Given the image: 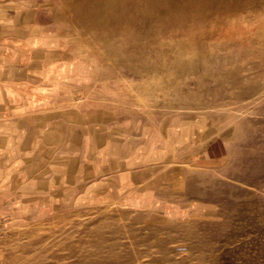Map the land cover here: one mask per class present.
Here are the masks:
<instances>
[{"label":"rangeland","instance_id":"rangeland-1","mask_svg":"<svg viewBox=\"0 0 264 264\" xmlns=\"http://www.w3.org/2000/svg\"><path fill=\"white\" fill-rule=\"evenodd\" d=\"M0 264H264V0H0Z\"/></svg>","mask_w":264,"mask_h":264},{"label":"bare ground","instance_id":"bare-ground-1","mask_svg":"<svg viewBox=\"0 0 264 264\" xmlns=\"http://www.w3.org/2000/svg\"><path fill=\"white\" fill-rule=\"evenodd\" d=\"M262 20H263V18H262ZM260 22V21H259ZM90 62H92L91 60H90ZM91 65V64H90ZM92 66V65H91ZM93 67V66H92ZM95 68V67H94ZM109 78V77H108ZM123 78V77H122ZM125 78V77H124ZM132 78H134V77H132ZM105 79V78H104ZM103 79V80H104ZM125 79H127V78H125ZM142 79V78H141ZM119 81H120V78H119ZM128 81V80H127ZM126 80H125V82H127ZM136 81V80H135ZM124 82V83H125ZM96 83V82H95ZM118 83V82H117ZM130 83V82H129ZM138 83H139V81H138ZM122 84V83H121ZM126 84V83H125ZM131 84V83H130ZM137 84V83H136ZM124 85V84H123ZM89 86V85H88ZM97 86V85H96ZM99 86V85H98ZM91 87V86H90ZM162 87H163V77H159V76H153V77H151L150 79L148 78V80L147 81H144L142 84H141V86H140V88H141V91L143 92V93H149V92H153V90H155V91H157L158 89L157 88H161L162 89ZM93 88V87H92ZM98 88V87H97ZM125 88V87H124ZM123 88V89H124ZM136 88V87H135ZM85 89V88H84ZM88 89V88H87ZM90 89V88H89ZM132 89V88H131ZM105 90H107V89H105ZM132 90H134V88L132 89ZM164 90V89H163ZM173 90V89H172ZM163 92H165V91H163ZM174 92V91H173ZM88 93V92H87ZM92 93V92H91ZM170 95V94H169ZM150 96V95H149ZM154 96V95H153ZM134 97H135V99L139 102V103H141V102H143L144 101V98L145 97H141V96H139L138 94H134ZM155 97V96H154ZM160 98V97H159ZM150 99H151V97H150ZM161 99V98H160ZM147 100V99H146ZM74 101V100H73ZM150 101V100H149ZM150 103V102H149ZM153 103V102H152ZM151 104V103H150ZM154 105H155V103H154ZM159 105V104H158ZM161 105V104H160ZM71 109V108H70ZM70 109H68V110H70ZM77 110V109H76ZM92 111V110H91ZM97 111V110H96Z\"/></svg>","mask_w":264,"mask_h":264}]
</instances>
